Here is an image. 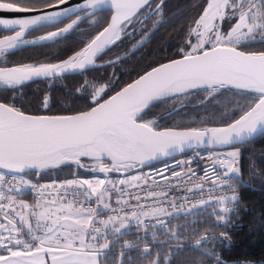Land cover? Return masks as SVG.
<instances>
[{
	"label": "water",
	"instance_id": "obj_1",
	"mask_svg": "<svg viewBox=\"0 0 264 264\" xmlns=\"http://www.w3.org/2000/svg\"><path fill=\"white\" fill-rule=\"evenodd\" d=\"M151 1L59 0L42 7H25L0 0V29L7 32L0 36V57L2 50L51 43L84 19L112 11L109 23L77 53L80 58L75 66L67 64L72 56L37 66L0 65V80L20 86L96 67L98 58L121 39L122 26ZM73 16L43 38H28L37 28L57 25ZM109 36L113 37L111 42L101 47ZM229 79L245 86L229 83ZM219 88L249 90L260 97L232 122L209 128H156L140 120L160 100L193 90ZM172 91L175 92L169 93ZM262 134L264 51H248L235 44H216L162 62L84 111L34 114L0 101V167L24 173L69 161L83 165L82 158L142 168L194 149L237 146Z\"/></svg>",
	"mask_w": 264,
	"mask_h": 264
},
{
	"label": "trees",
	"instance_id": "obj_2",
	"mask_svg": "<svg viewBox=\"0 0 264 264\" xmlns=\"http://www.w3.org/2000/svg\"><path fill=\"white\" fill-rule=\"evenodd\" d=\"M4 1L42 7L59 0ZM160 1H151L122 26L121 39L99 57L96 67L20 86L6 84L0 87V101L34 114L84 111L148 69L213 46L209 44L191 51L192 44L188 41L208 0H165L154 11ZM111 16L112 11H102L84 19L51 43L7 51L1 56L0 65L37 66L68 59L82 50L109 23ZM74 17L57 25L37 28L28 38L58 28ZM4 34L7 32L0 29V36ZM238 46L248 51H264V37L247 39ZM259 97L249 90L198 89L152 104L140 120L156 128L223 125L246 112ZM235 147L241 151L243 178L247 182L242 188L241 208L228 214L225 221L219 220L215 213L204 211L189 217L178 216L171 227H176L178 239L165 237L169 230L158 231L157 239L148 250L135 247L126 251L121 264H264V134ZM31 174L42 181L66 180L90 177L94 171L69 161ZM203 235L207 238L196 243L195 240ZM100 258L102 264H115L118 254H100Z\"/></svg>",
	"mask_w": 264,
	"mask_h": 264
},
{
	"label": "built area",
	"instance_id": "obj_3",
	"mask_svg": "<svg viewBox=\"0 0 264 264\" xmlns=\"http://www.w3.org/2000/svg\"><path fill=\"white\" fill-rule=\"evenodd\" d=\"M232 151L194 149L142 168L82 158L94 175L66 180L42 181L0 167V252L47 248V237L65 235L54 228L55 215L69 210L88 217L85 234L100 254L119 258L132 248L151 246L178 212L209 204L238 210L247 182L241 158Z\"/></svg>",
	"mask_w": 264,
	"mask_h": 264
},
{
	"label": "rangeland",
	"instance_id": "obj_4",
	"mask_svg": "<svg viewBox=\"0 0 264 264\" xmlns=\"http://www.w3.org/2000/svg\"><path fill=\"white\" fill-rule=\"evenodd\" d=\"M55 29H51L47 32H43L38 36L30 37L29 39L43 38L48 34H50V32H52ZM258 37L259 38L264 37V0H208L204 12L198 19H196V22L192 27V31L188 38V41L192 44L190 50L196 51L205 48L209 44L238 45L239 43L247 39H254ZM10 50L12 49L2 50L1 56ZM78 57L79 55H77V58ZM74 60H76V58ZM70 61L71 59L69 60V62ZM24 66H33V65H24ZM0 84L6 85L8 83L0 80ZM209 90L215 91L218 89H209ZM99 93L100 91L97 92V95ZM212 126H216V125L195 127V128H209ZM232 147H233V151H232L233 154L236 153L240 156L241 151L239 150V148L235 146ZM129 167L132 168L136 166L129 165ZM129 167L127 166L126 168ZM98 182L99 184L97 183L95 186H93L95 190L99 189L100 181L98 180ZM199 211H204L205 213H215L218 216V219L221 221H225L226 219H228L230 216L228 214L232 212V211H227L224 208V205L222 204H209L205 206L194 207L190 209L188 212L176 213L171 224H169L164 229H160L159 231L169 230L167 235H165V237L170 236L173 237L174 239H178L179 235L178 232L176 231V227L171 229V227H173V225L176 224L175 223L176 217L178 216L189 217L195 212H199ZM69 212L71 213L70 215L72 216L73 215L80 217L83 216L82 215L83 213L78 210H70ZM86 223L87 220L81 223L82 226L80 228L79 236H78L83 241L90 240L85 234L84 227ZM126 227H128L127 224L124 225V228ZM55 229L63 231V235L66 234L67 236H69L70 234L69 231L70 225L68 224V222L65 221L59 222V224H57ZM205 235H208V233H206ZM205 235L196 239L195 242L197 243L200 240L207 238V236ZM156 239L157 237H155V240ZM77 241L79 242V240ZM176 244H180V243L177 242ZM67 247H68L67 250H72L69 249L73 247L72 241L69 242ZM149 248L150 246L145 249L148 250ZM33 250H40L41 252L40 254L34 256L25 255L24 253L25 250L23 249H16L10 252H0V264H48L49 263L48 252H52L51 248H34ZM121 259H122L121 256L120 258L118 257L115 264H121L122 263Z\"/></svg>",
	"mask_w": 264,
	"mask_h": 264
},
{
	"label": "crops",
	"instance_id": "obj_5",
	"mask_svg": "<svg viewBox=\"0 0 264 264\" xmlns=\"http://www.w3.org/2000/svg\"><path fill=\"white\" fill-rule=\"evenodd\" d=\"M69 211L62 215L58 213L55 215L54 228L59 222H68L70 234L69 236L65 234L63 238H58L55 234L47 237V242L49 243L47 248L52 250V252H48V264H102L98 246L91 240L83 241L78 237L82 226L81 223L87 220L88 217L84 214H82L83 216L81 215L82 217L72 216ZM70 241H72L73 247L69 248L72 250H67ZM33 249L25 250V255L34 256L40 254V250Z\"/></svg>",
	"mask_w": 264,
	"mask_h": 264
},
{
	"label": "bare ground",
	"instance_id": "obj_6",
	"mask_svg": "<svg viewBox=\"0 0 264 264\" xmlns=\"http://www.w3.org/2000/svg\"><path fill=\"white\" fill-rule=\"evenodd\" d=\"M113 38V37H112ZM110 36L105 40V42L101 45V47H103V46H106V45H108L110 42H111V39H112ZM78 55V54H77ZM77 55H74V56H72L70 59H71V61L69 62L68 61V63L67 64H69V65H71V66H75L77 63H78V59L80 58H77ZM76 58V60H74L75 58ZM74 58V59H73ZM69 59V60H70ZM74 61H76V62H74ZM73 62V63H72ZM229 83H232V84H236V85H240V86H245L244 85V83H242L241 81H238V80H236V79H229ZM173 92H175V91H172V92H169V93H173ZM169 93H165V94H169ZM73 154V153H72ZM68 156H71V154H68Z\"/></svg>",
	"mask_w": 264,
	"mask_h": 264
},
{
	"label": "flooded vegetation",
	"instance_id": "obj_7",
	"mask_svg": "<svg viewBox=\"0 0 264 264\" xmlns=\"http://www.w3.org/2000/svg\"><path fill=\"white\" fill-rule=\"evenodd\" d=\"M121 30H122V28H121ZM120 33H121V31H120ZM106 52V51H105ZM1 58V57H0ZM99 59V58H98ZM98 61V60H97ZM0 85H2V84H0Z\"/></svg>",
	"mask_w": 264,
	"mask_h": 264
}]
</instances>
